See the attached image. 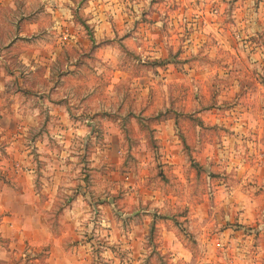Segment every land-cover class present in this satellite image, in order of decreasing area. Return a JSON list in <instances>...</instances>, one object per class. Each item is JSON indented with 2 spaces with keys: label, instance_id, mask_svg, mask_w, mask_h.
<instances>
[{
  "label": "clouds",
  "instance_id": "clouds-1",
  "mask_svg": "<svg viewBox=\"0 0 264 264\" xmlns=\"http://www.w3.org/2000/svg\"><path fill=\"white\" fill-rule=\"evenodd\" d=\"M0 264H264V0H0Z\"/></svg>",
  "mask_w": 264,
  "mask_h": 264
}]
</instances>
